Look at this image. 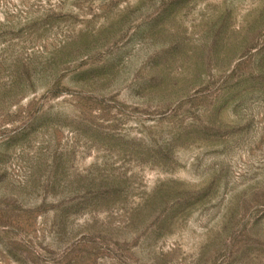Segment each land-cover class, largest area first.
<instances>
[{"label":"rangeland","instance_id":"obj_1","mask_svg":"<svg viewBox=\"0 0 264 264\" xmlns=\"http://www.w3.org/2000/svg\"><path fill=\"white\" fill-rule=\"evenodd\" d=\"M0 264H264V0H0Z\"/></svg>","mask_w":264,"mask_h":264}]
</instances>
